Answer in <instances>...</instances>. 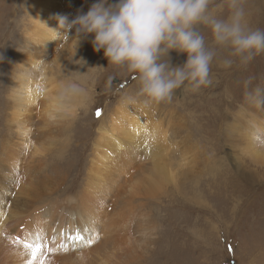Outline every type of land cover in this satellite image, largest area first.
<instances>
[{"label":"rangeland","instance_id":"374dc122","mask_svg":"<svg viewBox=\"0 0 264 264\" xmlns=\"http://www.w3.org/2000/svg\"><path fill=\"white\" fill-rule=\"evenodd\" d=\"M26 2L27 0H0V53L4 57L3 61H0L1 154L6 134L4 126L6 111L3 104L7 93L4 86L12 84L15 80L13 77H22L21 71L17 69L19 61L16 60L20 58V53L27 52L25 49L20 50L25 40L24 35L27 34L24 31L29 18L26 14ZM94 2L95 0H92V3ZM114 2L115 0H109V3ZM72 6L74 13L77 5L74 3ZM243 8L249 27L264 30V0H243ZM210 12L216 18H225L229 13L227 0H212ZM69 14V19L73 18L72 12ZM196 27L202 31L209 47H214L210 29L204 28L203 25ZM72 34L74 32H71ZM67 41L71 48L64 57L58 56L53 60L47 58V54L54 49L51 45L47 47L50 48L46 52L39 53L40 57L36 58V62L42 66L40 67L42 70L39 71V75L35 74L32 77L39 78L46 87H49L48 81L51 77L54 78V83L62 88L75 85V90L68 88L70 93L66 91V96L56 92V97L64 96L61 98L64 103L72 101V107L65 115L66 130L60 132L62 128L53 129L50 136L42 138L40 131L44 129L36 124H41L40 119L41 116H45V110L41 105H36L29 112L30 119L34 120L30 147L15 158V163L24 167V160L28 158L30 151L40 145L42 152L36 156L39 161H34L37 165L35 176L51 174L52 166L66 174L64 179L49 180L39 206L31 210L34 213L38 209L45 222L52 224L54 228L52 233H55L53 238L59 239L61 243L54 244L53 240L52 249L44 253L41 247L35 248L36 253L42 252L47 258L38 254L33 256L34 241L38 243L40 239H33V231L30 233L32 241L26 240L27 243H22L14 236L12 238L9 232L13 226H18L22 230L24 225H16L15 216L8 219L10 212L7 211L12 210V205H5L6 202L2 201L0 241L4 245L13 243L14 254L21 258L20 261L14 262L7 259L3 264L29 262L65 264L68 258L72 264H88L89 257L94 256H84L83 253H86V249L90 251L95 245L91 238L100 243L108 236L116 237L117 241H126L128 238L142 241L146 236L151 248L138 264H264V155L258 156L259 162L254 161L251 158L250 147L244 142L252 140L255 133L259 138L264 137V105L258 102L264 96L258 97L257 94V90L264 91V53L255 55L247 64H241L237 58L230 56V49L219 47L210 66L212 80L210 85L196 92L187 85L184 88L182 86L174 90L171 100L156 102L140 92L136 73L108 65L103 50L94 51L92 44L83 39L76 48L74 38ZM64 42L65 40H62L61 43ZM60 48L62 47L59 43L57 49L61 50ZM162 59H168L173 65L178 66L185 62L186 54L169 50ZM225 59H233L234 62L231 66H225L223 63ZM31 69L33 70V67ZM34 70L31 72L32 75ZM43 96L38 102H41ZM124 100H130L128 105L124 104L130 114H136L137 111L132 109L137 106L139 110L140 102L148 104L144 106L143 113L147 114V118L149 116L148 119L151 118L154 123L153 130L156 137L160 134L162 144L156 145L148 152L137 146L138 150L131 147L136 158L128 162L130 168L126 166L125 170L121 171L120 184L132 175L133 170L140 167L144 168L142 170L145 173L150 170L154 155L158 157L157 160L166 164L170 171L167 174L168 178L157 177L155 170L157 162L154 163L153 177L144 179L145 185L149 186L148 189L136 187L140 183H135L119 194L116 202H119L118 212L121 219L112 221H121L119 226H112L109 219L111 212L115 210L113 207L117 204L114 198L116 191H113L107 193L105 197L106 211L95 213L96 218L92 221L98 223L100 219L101 224L87 231L89 235L94 234L96 237H89L86 240L85 235L81 237L84 239L81 243V239L77 240L74 237L64 241L66 232L64 233V229L60 232L56 229L58 219L69 220L70 209L66 208L71 207L73 211L79 212L76 203L71 206L65 198L73 196L76 200V195L86 179L91 176L88 171L89 160L92 157L97 130L101 122L107 120L108 115L111 114L115 118L122 115L117 111L123 106ZM251 102H254V105ZM41 125L44 126L43 122ZM41 143L48 144L49 147L45 148ZM158 151L161 152L160 156ZM0 158L2 159L1 155ZM109 158L111 166L123 168L113 156ZM174 160H177L181 169ZM22 171L25 172L24 168ZM154 185L162 187L156 195L149 193ZM133 186L139 191L133 189ZM131 192H135V195H132V199H127ZM10 194L11 197L14 196L13 192ZM32 212L20 215L22 220L33 214ZM72 218L76 224L75 217ZM36 225L35 221L34 226ZM66 225L65 223V229L69 231ZM104 227L110 232L104 234L102 229L107 231ZM144 227H147L145 231ZM74 230L75 227L71 232ZM16 233L20 237L19 230ZM41 233L44 237V233ZM129 252L127 250L126 253ZM119 254L120 251L116 256ZM104 255H101V260L97 262L115 263L113 259L110 261L103 258ZM139 255L129 253V256L137 259L143 257L141 252ZM70 257H73V261ZM125 257L126 255L122 256L123 260L120 263L126 261Z\"/></svg>","mask_w":264,"mask_h":264},{"label":"bare ground","instance_id":"6f19581e","mask_svg":"<svg viewBox=\"0 0 264 264\" xmlns=\"http://www.w3.org/2000/svg\"><path fill=\"white\" fill-rule=\"evenodd\" d=\"M74 3H76L77 7L73 13L71 6ZM90 3H92V0H27L25 6L26 14L29 15V18L27 21L28 24L24 26V31H26L27 34L24 35L25 40L22 42V49H20L22 51L25 49L27 52L20 53V58L16 60L19 61V66L17 69L21 71L22 77H13L15 79L13 83L9 84L6 87L4 86L7 97L4 96V104H2L6 111V121L4 124L6 134L2 142L4 145V147L2 146L3 154L0 153L2 157V159L0 158V206L1 204H3L2 201L6 202L5 205H12V210L10 211V209H8L7 211V213L10 212L8 219L15 216L14 221L16 222V225H24L22 230H20L18 226L15 225L13 226V228L11 227L12 229L9 232L10 236L12 238L13 236L17 237L21 240L22 243H27L26 240L32 241V239L30 238V233L33 231V239H40V242L38 243L34 241V249L37 247H41V249H43V253L44 251H48V249L52 247L53 240L54 244H60L61 241L57 238H53V234L55 233H52V231L54 228L52 224L49 225L45 222V220L43 219L44 216L39 213V210L37 209L38 211L36 210L34 213L31 210H33L35 206H39L41 197L45 194V190L47 189L49 180L54 179L57 181L59 179H64L66 174H64L63 171H58L54 166H52L50 168L51 174H44V176L42 175V177L35 176V169L37 165L34 163V161H39L36 156L42 152V147L40 145L35 146L30 151V155L27 154L29 156L26 160H24V167H20L19 164L15 163V158L23 150L24 152H26L25 150L30 147V135L33 130L32 127H34L32 126V124H34V120L32 121L30 119L29 112L33 107L35 108L36 105H41L45 110L46 117L43 115L40 119L45 127L41 125L42 122L41 124H36V126H41V128L44 129L40 131V136L42 138L50 136L53 133L51 132L53 129L62 128L60 132L66 130L67 117L65 115L67 113V110L71 109L72 101L67 102L66 104L62 101L61 98L66 96V91L70 93L69 89L62 88L55 84L54 78L52 77L48 81V83H50L49 87L43 85L40 82L39 78L33 79L32 77L35 74H40L39 71L42 70L40 68L42 66H39V63L36 62V60L40 57L39 53H44L47 49L50 48H47L49 45L54 48L52 52H49L47 54V58L50 57L51 60L57 59L58 56L64 57L65 53L71 48V45L65 39H60L57 41L51 40V28L57 27V16L66 15L67 11V16L70 15V12H72V17L74 18L77 15L78 10L81 14L87 12L88 8L90 7ZM72 32H74V29L72 30ZM82 39L86 40L85 42L91 43L90 41L92 39V34H89L86 38ZM62 40H65L64 44L61 43ZM59 43L62 47L60 48L61 50L57 49ZM217 48L219 47H216V49ZM222 48L220 49L222 50ZM30 66L33 67V70L37 69L36 71L34 70L33 75L31 74L33 70ZM24 70L26 72H24ZM53 86L55 88H53ZM56 92H59V95L64 96L58 98L56 97ZM41 96H43V98L41 102H38L41 99ZM129 101L130 100H124L123 106H121L120 110L117 111V113H120L122 115H119L117 116V118H115L110 114L108 115L107 120L101 122L100 127L97 130L95 140L93 141L92 157L89 160L90 165L88 171H90L91 176L86 179V182L82 186L78 195H76V200L73 196L65 198L68 204L70 203L71 206H73L72 204L76 203L79 212L73 211V209L69 207L66 208V210L70 209L69 220L65 221L63 219H58V222L56 223V229L59 232L61 231V229H64V233L66 232L64 241L67 238L75 237L77 235H79L80 237H84L85 235H87V238H85L86 240H88L89 237H96L94 234L89 235L87 231L91 228L93 230L95 226H97V224H101L100 219L98 223H92V221L94 220V218H96L95 213H99V211H104L106 209L105 204L107 199H105V197L107 196V193L110 194L111 192L116 191V193L114 194L116 202L118 201L117 198L119 197V194L123 193L126 190L125 188L128 187L129 189L132 184L140 183L136 185V187L148 189L149 186L145 185L144 179L153 177L152 166L154 165V163L157 162L155 164L157 177L164 176L165 178H168L167 174L170 171L166 168V164L160 162V160H157L158 157L154 155L155 158L152 162L153 164L151 165L150 170H147V174L142 170L143 167H138L139 169H136L135 171L133 170V172L131 171L132 175H130L128 179H125V181L120 184V182L122 181V177L120 179V176L122 175L121 171L125 170L126 166H128V162H132V160L136 158V156L133 155L134 151L130 149L131 147H135V150H138V148H136L137 146L145 152H148L151 149H154L156 145L162 144V141L159 137L160 134L158 137H156V133L153 130L154 126L152 124L154 123H152V121L150 120L151 118L148 119L149 116L147 118V114L143 113L144 106L146 107L148 104H144L143 101L140 102L139 104L141 108L137 110V106H135L133 108L135 110L132 109V111H137L136 114H130L129 112H127L124 105H128ZM251 103L252 105H254V102ZM80 104L82 106L83 98L80 100ZM145 110L149 109L145 108ZM46 112H48V115H46ZM114 113H116V110ZM261 113H263V110H261ZM72 117L73 111L71 112V118ZM258 136L259 135L255 133L252 136V140L249 139L244 142H246V146H249L251 149V158L254 159V161L256 160L259 162L260 158H258V156L264 155V137L259 138ZM12 138H14L13 141ZM69 139L71 140V136L69 137ZM10 141H12L11 144ZM253 142H255L256 145H254ZM41 144L45 148L49 147L48 144ZM261 146H263V148ZM125 148H128L129 150H125ZM131 152L132 155H130ZM160 154L161 152L158 151V156H160ZM110 156H113L114 159H117L116 161H119L120 164H122L123 168H120L116 165L111 166L112 164L108 160L110 159ZM174 162L179 167L177 160H174ZM23 168L25 172L22 171ZM179 168L181 169L182 167ZM136 187L133 186L132 188L136 191H139ZM161 190V185H154L149 193H155L156 195V193H159ZM49 191L50 190H48V193ZM9 192H13L14 196L11 197V194ZM132 195H135V192H131L129 195L130 197L126 198L132 199ZM118 204L119 202L115 204V207H113L115 210L114 212H111V215L109 217L112 226H119V224L121 223V221L112 222L114 220L121 219L118 212ZM62 206L65 207L64 204H62ZM29 212H32L34 215H27L25 217V220H22L20 215ZM17 215L19 216L17 217ZM72 216L75 217L77 221L76 224ZM145 218L143 219L144 224L146 221ZM35 221L37 223L36 226H34ZM65 223L67 224L66 226L69 228V231L65 229ZM74 227L75 230L71 232V229H73ZM146 228L147 227H144L143 231H145ZM104 229L107 228L104 227ZM17 230H19L20 237L17 236ZM41 232L44 233V237H42ZM102 232L106 234L107 232H110V230L107 229V231H103L102 229ZM91 239L92 243H94L95 245L91 248L90 251H88L89 249H86V253H83L84 256H94L93 258L89 257L90 264L101 260V255L104 254L106 255H104L103 258L110 261H112L113 259V261L115 262L114 264H138L139 261L146 256V253L149 252L151 248L150 244L148 245L146 241L148 240L146 236H144L143 240L140 238L142 241L133 238H128L126 239V241H117L116 237L108 236V238H104L103 241L97 243V240L95 238ZM83 240L84 239H81L80 243L83 242ZM14 241L16 242V240ZM140 242H142V245H140ZM12 244L7 243L6 245H4L0 241V264H3L7 259H11L13 262L20 261L21 258L17 257L14 254ZM127 250L130 251L129 253H134L138 256H140L139 252H141V255L145 256L137 259L134 256H129V253H126ZM119 251L120 256H116ZM43 253L37 252L36 254H38L40 257L47 258L46 256L42 255ZM124 255H126V257L124 258L126 259V261L120 263V261L123 260L122 256ZM70 258L71 261H73V257ZM72 263L73 262H70L68 258L65 264ZM29 264H31V262H29ZM97 264L109 263L100 261L97 262ZM111 264H113V262H111Z\"/></svg>","mask_w":264,"mask_h":264},{"label":"clouds","instance_id":"9594fccd","mask_svg":"<svg viewBox=\"0 0 264 264\" xmlns=\"http://www.w3.org/2000/svg\"><path fill=\"white\" fill-rule=\"evenodd\" d=\"M210 4L212 0H95L87 12L78 10L72 19L57 16L51 40L74 38L76 48L92 34L93 50H103L108 65L136 73L140 92L163 102L182 86L196 92L212 83L210 66L216 47L230 49V56L241 64L264 53V30L249 27L243 0H227L229 13L223 19L210 12ZM197 25L210 29L214 47H209ZM169 50L186 54L185 62L175 66L162 59ZM233 62L223 61L225 66ZM68 88L75 90V85ZM257 94L264 96V91ZM258 102L264 105V98Z\"/></svg>","mask_w":264,"mask_h":264},{"label":"snow or ice","instance_id":"6c2138e0","mask_svg":"<svg viewBox=\"0 0 264 264\" xmlns=\"http://www.w3.org/2000/svg\"><path fill=\"white\" fill-rule=\"evenodd\" d=\"M97 114H99V112H97ZM74 238L77 239V240L81 239V237L79 235L75 236ZM29 247H31V246H29ZM35 254H36V252H35V249L33 248L32 255L35 256Z\"/></svg>","mask_w":264,"mask_h":264}]
</instances>
